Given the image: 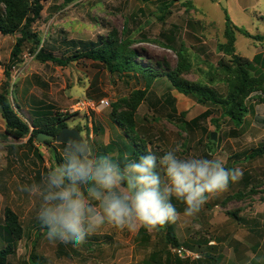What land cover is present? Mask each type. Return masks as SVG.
<instances>
[{
	"label": "rangeland",
	"instance_id": "obj_1",
	"mask_svg": "<svg viewBox=\"0 0 264 264\" xmlns=\"http://www.w3.org/2000/svg\"><path fill=\"white\" fill-rule=\"evenodd\" d=\"M258 1L247 0L255 6L243 14L241 27L262 37L264 17L261 20L259 15L264 13V0ZM43 4L42 18L32 26L41 44L26 43L16 63L11 54L20 34L0 33V93L8 91L30 127L38 117L58 114L66 116V126L80 131L97 155L138 158L151 151L162 156L179 145L178 155L222 158L226 168H239L243 175L226 191L210 196L194 216L183 215L185 205L173 199L181 213L175 223L131 231L105 224L74 248L47 238L37 218L40 198L20 190L39 183L49 168L62 162L65 144L9 137L0 111V225L9 208L24 228L10 264H264V156L247 157L264 146L263 93L247 100L249 114L237 128L221 108L179 93L167 77L148 87L137 74H114L99 62L81 60L61 67L37 59L41 48L63 58L115 31L120 40L131 43L142 66L163 74L184 66L183 79L225 95L228 75L220 62L230 57L219 50L227 42L225 0H73L69 4L47 0ZM235 49L250 60L258 53L262 60L264 39L237 32ZM262 73L261 61L255 63L252 75ZM168 95L176 100L178 112L186 113L184 121L199 119L185 126L178 113L169 120ZM102 100L109 106L100 107ZM207 110L212 116L200 119ZM249 173L252 185L245 188L242 179ZM4 247L0 238V250ZM178 250L190 255L181 256Z\"/></svg>",
	"mask_w": 264,
	"mask_h": 264
},
{
	"label": "clouds",
	"instance_id": "obj_2",
	"mask_svg": "<svg viewBox=\"0 0 264 264\" xmlns=\"http://www.w3.org/2000/svg\"><path fill=\"white\" fill-rule=\"evenodd\" d=\"M64 144L62 162L20 190L40 198L37 218L47 238L74 248L105 224L131 231L175 223L181 213L173 199L185 205L183 215L194 216L210 196L243 175L226 168L222 158L178 155L179 145L162 156L147 151L138 158H113L97 155L82 135Z\"/></svg>",
	"mask_w": 264,
	"mask_h": 264
},
{
	"label": "trees",
	"instance_id": "obj_3",
	"mask_svg": "<svg viewBox=\"0 0 264 264\" xmlns=\"http://www.w3.org/2000/svg\"><path fill=\"white\" fill-rule=\"evenodd\" d=\"M47 0H0V33L2 35L20 34L11 54V61L16 63L23 54V48L26 43H33L40 46L41 40L32 32V26L42 18L44 2ZM73 0H65L66 4ZM227 42L219 45V50L230 59L225 62L221 60V67L228 75L226 80L228 90L225 95L220 94L216 89L204 86L198 83L189 82L181 77L183 68H177L166 74L159 73L150 68L144 67L138 61V53L131 48V43L120 40L117 33L111 32L107 37H100L96 42L90 41L83 45L81 50L75 51L67 57H57L41 48L37 54V59L41 62H51L57 66L65 67L72 62L81 60H91L99 62L114 74L135 73L146 80L148 87L159 77H167L172 86L181 94L195 99L200 104H210L221 108L233 124L240 128L246 116L249 114L247 100L252 94L261 92L264 94V74L258 76L252 75L255 60L242 57L236 54L235 42L236 33H242L246 37L254 39H263L261 36H253L248 31L233 24L227 11H225ZM170 105L167 118L173 121L178 112L176 100L168 95ZM0 111L6 122L5 133L15 140H22L29 137L32 142L40 133L57 135L61 129L67 127L66 116L49 115L34 119L32 128L18 114L12 104L8 91L0 93ZM212 111H206L200 115V119H207L212 116ZM186 113H179V120L185 126L195 123L199 118L186 122ZM114 121L116 119L114 118ZM109 144L107 147H111ZM135 154V153H133ZM264 156V146L252 152L250 159ZM134 157V156H132ZM4 221L0 225V238H2L6 247L0 250V264H10V258L17 253L20 241L24 235V228L19 217L11 209L7 208L4 212Z\"/></svg>",
	"mask_w": 264,
	"mask_h": 264
},
{
	"label": "crops",
	"instance_id": "obj_4",
	"mask_svg": "<svg viewBox=\"0 0 264 264\" xmlns=\"http://www.w3.org/2000/svg\"><path fill=\"white\" fill-rule=\"evenodd\" d=\"M226 2V11L229 14L232 22L234 25H236L239 28H242L241 26H244L242 24V18H243V14L247 13V10L250 9V7H254L255 5H248L247 4V0H225ZM261 2V0L258 1V4ZM264 13H260L259 15V19L262 20V18L264 17L263 15ZM243 29V28H242ZM263 39H264V35H262ZM257 51H259V49H257ZM251 60H255L256 63L260 62L262 63V66L264 67V57L262 60H260V54H256L254 57H252ZM249 175V176H248ZM247 176H245V178L242 179L243 183H244V187H251V183H250V176L251 174L249 173ZM252 181V179H251ZM263 186L264 188V182L263 185H261V187Z\"/></svg>",
	"mask_w": 264,
	"mask_h": 264
},
{
	"label": "water",
	"instance_id": "obj_5",
	"mask_svg": "<svg viewBox=\"0 0 264 264\" xmlns=\"http://www.w3.org/2000/svg\"><path fill=\"white\" fill-rule=\"evenodd\" d=\"M77 135H81L80 131L73 128L64 127L57 135L40 133L37 136V140L40 141L41 143H44L45 140H53L59 144H64V142L67 141L69 138ZM211 138L215 139L216 138L215 134H212Z\"/></svg>",
	"mask_w": 264,
	"mask_h": 264
},
{
	"label": "built area",
	"instance_id": "obj_6",
	"mask_svg": "<svg viewBox=\"0 0 264 264\" xmlns=\"http://www.w3.org/2000/svg\"><path fill=\"white\" fill-rule=\"evenodd\" d=\"M80 106H79V109H81V107H82V105L81 104H79ZM94 105V104H93ZM107 106H109V102L108 101H106V100H102L101 101V103H100V107H107ZM179 251V253H180V255L182 256V255H185V253H187V252H183L182 250H178ZM184 253V254H183ZM186 255H190V254H186Z\"/></svg>",
	"mask_w": 264,
	"mask_h": 264
}]
</instances>
